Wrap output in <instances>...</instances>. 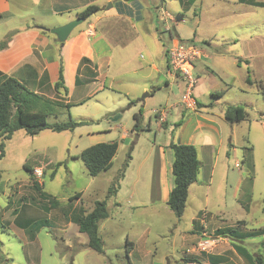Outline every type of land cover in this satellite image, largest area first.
<instances>
[{
  "label": "rangeland",
  "instance_id": "obj_1",
  "mask_svg": "<svg viewBox=\"0 0 264 264\" xmlns=\"http://www.w3.org/2000/svg\"><path fill=\"white\" fill-rule=\"evenodd\" d=\"M164 1L172 17L166 23H173L176 32L171 35L163 28L159 38L139 26L153 47L152 60L160 68L172 40L192 41L203 53L194 62L193 98L216 115L226 104H239L245 118L232 128L224 124L211 152L206 146L211 135L204 137V131L195 129L196 114L183 110L181 115L179 106L169 107L182 98L184 80L168 78L171 86L165 87V77L150 68L151 56L140 46L129 59L114 57L105 81L110 88L81 103L82 90L70 98L74 105L69 113L84 120L83 125L72 131L43 129L34 136L20 130L7 141L0 161V264H198L192 258L200 264H253L234 249L235 243L264 256V234L243 241L216 234L226 227L264 229V7L196 0L184 8L185 0ZM157 16L165 20L160 11ZM146 75L149 86L159 89L144 97L146 90L139 87ZM222 89L221 98L212 95ZM139 109L144 129L133 132L132 115ZM157 109L168 111L167 123L156 122ZM61 111L47 121L67 120L66 110ZM194 132L190 144L202 166L178 217L162 194L153 196L151 179L158 170V146ZM98 142H116L117 150L111 168L91 176L78 155ZM128 152L124 176L110 193ZM25 163L40 166L41 175L25 170ZM96 201H105L108 211L98 227L102 252L88 246L87 235L73 221L79 210L90 211ZM206 239L216 241L202 251L198 244ZM209 255L222 258L213 263Z\"/></svg>",
  "mask_w": 264,
  "mask_h": 264
},
{
  "label": "crops",
  "instance_id": "obj_2",
  "mask_svg": "<svg viewBox=\"0 0 264 264\" xmlns=\"http://www.w3.org/2000/svg\"><path fill=\"white\" fill-rule=\"evenodd\" d=\"M195 1L190 3L191 0H185L183 7L186 8ZM237 2L239 1L237 0ZM90 4L98 5L100 10L85 18L79 26L74 28L63 44H57L56 36L41 28V26L51 28L63 25L78 17L79 12ZM164 4V0L151 3L147 0H0V42L11 33L7 39V45L0 49V81L4 76H12L29 91L46 99L60 100L72 106L74 104L70 98L78 90H82L84 93V98L80 100L81 103L84 99H92L100 91L110 88L111 82L105 84V81L111 60L114 57L129 59L137 53V51L133 52L134 49H138L137 47L140 46L139 49L147 50L151 56L150 68L161 73L165 77V87H170L171 81L166 75V49L164 65L159 68L152 60L153 47L150 46L149 40L145 39L146 34L151 35L154 32L161 38L160 32L163 28L164 30H168V27L173 28L176 32L173 23L170 25L166 23V19L172 22V17L168 10H164V14L162 13L161 8L164 9ZM158 11L164 16L165 20L162 22L157 16ZM178 15L183 17V15ZM29 20L33 23H29ZM139 26L145 30L146 34L139 33V29H141ZM45 31L47 33H44ZM83 58H87L88 61L81 64ZM59 59L61 60L65 91L62 88L55 89L54 87L58 79ZM116 72L118 73L119 69H116ZM76 76H78V82H76ZM147 78L150 76L146 75L140 79L144 84L139 87L141 91L146 90L145 97L150 93H156L159 89V86L150 87L146 82ZM82 85L88 86L84 89ZM221 91L223 94L220 98L224 95L225 89ZM134 93L135 91H127L126 94L134 95ZM136 101H142V99L138 98ZM195 101V109L185 107L181 99L169 107L177 108L179 106L181 115L183 110L196 114L195 129L204 131L205 133L202 135L204 137L211 135L206 146H210L212 152L215 135L219 142L221 140L223 125L229 124L232 128V125L238 122H231L225 118L226 107L232 104H226L222 113L216 115L212 111L204 110L197 99ZM211 104L212 102H209L207 106ZM66 112L68 117H72L69 109H66ZM61 113L53 114V116L58 117ZM168 114V111L157 109L155 112L156 122L167 123ZM20 130L14 131L11 137L5 141V148L7 141ZM126 133L125 131L123 136ZM24 134L27 135L25 132ZM194 136L195 132L186 139L183 137L181 139L179 134L176 143H193ZM168 145L169 143L165 147L158 146V170L151 179V187L154 188L153 196L160 193L166 200L173 187L171 171L173 156ZM200 162L202 166V161L200 160Z\"/></svg>",
  "mask_w": 264,
  "mask_h": 264
},
{
  "label": "trees",
  "instance_id": "obj_3",
  "mask_svg": "<svg viewBox=\"0 0 264 264\" xmlns=\"http://www.w3.org/2000/svg\"><path fill=\"white\" fill-rule=\"evenodd\" d=\"M194 0H191L192 3ZM240 3H245L252 6L264 7V1L256 0H238ZM100 7L96 4H90L84 7L79 16L84 18L98 12ZM169 33H175V29L169 28ZM44 33H47L46 31ZM7 38L0 42V49L7 45ZM174 37V36H173ZM172 37V38H173ZM57 44H60L58 39L55 38ZM177 41L183 42L181 39ZM167 50V49H166ZM87 58L81 60V64L87 62ZM60 67L58 70V79L54 84L55 89L62 88L64 91L66 87L63 81L61 60L59 59ZM168 66V65H167ZM78 82V76H76ZM247 82L250 83V78L247 77ZM222 91L212 93L216 97L222 95ZM71 107L69 103H63L60 100H49L41 95L29 91L22 83L12 76H4L0 81V161L5 154V141L8 140L14 131L23 130L28 136H34L43 129H50L52 131L60 132L64 130H74L76 127L85 123L84 120H76L68 117L67 120L48 122L47 117L50 114L62 112L61 110H68ZM246 111L243 106L228 105L225 110V118L228 121L240 122L245 118ZM142 114L139 109L132 115L133 124L131 131L139 132L144 129L142 125ZM180 122L178 123V125ZM168 147L172 150V165L171 171L173 176V187L171 188L166 204L168 208L178 217H180L185 208L188 198L189 186L196 181L197 175L200 171L201 162L197 155V149L192 144H178L170 142ZM117 150L116 142H98L84 148L79 157L84 162L88 173L91 176H96L99 173L108 170L112 166V159ZM130 152L124 161L121 169L117 173L110 193L116 192L115 184L119 179L124 176V171L128 166L130 160ZM25 170L32 173L31 168L26 163L24 164ZM1 178V168H0ZM34 189L38 190L39 183L33 182ZM77 197L79 195H76ZM75 196V197H76ZM71 200V197L69 198ZM51 205L56 203V199L50 201ZM50 205V206H51ZM45 207H47L45 205ZM108 217V211L105 201H96L92 209L86 213L79 210L74 216L73 221L77 224L79 232L85 233L88 239V246L97 252H102V241L99 236V222ZM241 222V221H239ZM216 234L228 237L232 240L243 241L246 238L256 237L264 234V229L251 230L241 232L235 227H226L216 229ZM234 249L247 261L253 264H264V256L253 255L244 245L233 244ZM222 257L220 255H209L210 262H219ZM188 260V259H185ZM198 262V260L191 259Z\"/></svg>",
  "mask_w": 264,
  "mask_h": 264
},
{
  "label": "built area",
  "instance_id": "obj_4",
  "mask_svg": "<svg viewBox=\"0 0 264 264\" xmlns=\"http://www.w3.org/2000/svg\"><path fill=\"white\" fill-rule=\"evenodd\" d=\"M164 14V9L161 8ZM169 29V27H168ZM203 53L192 41L179 42L172 40L166 50L167 57V70L166 75L168 78L180 77L186 83L185 91L182 95L181 102L189 109H195L196 101L192 96V89L195 86L197 79L193 74L194 62L200 59ZM41 167L33 168L32 173L37 177L41 175ZM216 239H206L199 242L200 250H206L212 246Z\"/></svg>",
  "mask_w": 264,
  "mask_h": 264
},
{
  "label": "water",
  "instance_id": "obj_5",
  "mask_svg": "<svg viewBox=\"0 0 264 264\" xmlns=\"http://www.w3.org/2000/svg\"><path fill=\"white\" fill-rule=\"evenodd\" d=\"M84 19L85 18L83 16H78L75 19H72L60 26L51 27V28L41 26V28L54 34L58 39V41L61 44H63L67 39V37L69 36V34L71 33V31L77 26H79L84 21ZM143 96L145 97V93Z\"/></svg>",
  "mask_w": 264,
  "mask_h": 264
}]
</instances>
